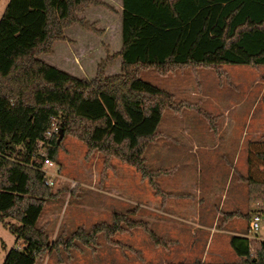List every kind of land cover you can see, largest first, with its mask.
Returning <instances> with one entry per match:
<instances>
[{"label": "trees", "instance_id": "1", "mask_svg": "<svg viewBox=\"0 0 264 264\" xmlns=\"http://www.w3.org/2000/svg\"><path fill=\"white\" fill-rule=\"evenodd\" d=\"M100 4L8 0L0 16V221L16 244L3 264H35L49 250L47 235L36 224L53 194L43 181L42 161L33 157L54 120L64 134L84 142L88 153L100 152L104 164L116 158L133 167L164 200L167 194L157 189V171L146 167L144 152L159 136L164 110L179 106L170 93L142 80L139 70L165 75L177 68L212 67L219 74L223 64L264 65V0H121V48L98 65L94 78L74 77L38 58L63 39L64 28L74 23L91 28L78 15ZM115 56L121 58L120 73L105 76ZM58 135L42 145L51 161ZM246 162L239 180L246 184L247 200L264 202V139L247 143ZM222 214L224 221L248 217ZM9 218L16 223L5 222ZM123 224L145 229L155 245L169 244L146 222L113 213L110 223L77 229L53 246L69 247L73 239L87 245L97 233L109 239ZM229 245L241 258L234 264H264V241L233 235Z\"/></svg>", "mask_w": 264, "mask_h": 264}, {"label": "rangeland", "instance_id": "2", "mask_svg": "<svg viewBox=\"0 0 264 264\" xmlns=\"http://www.w3.org/2000/svg\"><path fill=\"white\" fill-rule=\"evenodd\" d=\"M7 1L0 0V16ZM99 1L100 5H90L78 15L91 28L78 23L64 28L63 39L53 41L51 51L38 58L74 77L94 78L98 65L121 48L119 0ZM120 67L121 58L115 56L103 73L119 74ZM138 75L170 93L179 106L176 111L164 110L159 136L144 152L146 167L157 171V189L167 194L165 201L133 167L116 158L104 164L100 152L88 153L84 142L63 132L53 167L47 168L53 174V196L45 201L36 224L47 235L50 246L35 264H177L176 260L171 262L168 248L172 243L155 245L145 229L124 224L123 230L109 239L97 233L87 245L80 239H73L69 247L62 242L53 246V242L66 241L77 229L88 231L94 224H108L113 213H121L127 219L146 222L156 237L169 243L175 238L166 232L162 218L170 198L190 202L185 211L192 216L196 203L209 201L207 193L214 191L216 201L231 181L239 188L235 200L238 206L232 212L248 216L234 217L238 219L234 223L240 225L249 241H264V221L256 232L247 229L249 217L264 209V202H249L245 186L237 184L247 143L264 139V65L223 64L219 74L212 67L177 68L165 75L148 68L139 70ZM53 123L58 124L56 120ZM212 205H206L207 216L217 212V206ZM204 209L203 205L201 211ZM224 209L219 212L216 227L224 221L222 213L230 212ZM190 221L181 222V239L187 234L194 239L183 252L197 255L204 235L194 234L196 227ZM5 222L16 223L11 218ZM202 222L208 225L213 221L207 217ZM15 245V236L0 221V264ZM224 256L229 263L228 254Z\"/></svg>", "mask_w": 264, "mask_h": 264}, {"label": "crops", "instance_id": "3", "mask_svg": "<svg viewBox=\"0 0 264 264\" xmlns=\"http://www.w3.org/2000/svg\"><path fill=\"white\" fill-rule=\"evenodd\" d=\"M116 11V10H115ZM117 12L119 13V22H120V16H121V0H119V5L117 8ZM232 164H235V160L232 159ZM247 171V162H246V156L245 161H243V171L241 173L242 175H245ZM228 182V181H227ZM231 182H228L230 185H228V188L224 191H222L220 194L219 199L215 201V193L212 191L211 193H207L206 195L209 197V201H204V203H196V206L194 207V212L192 216H189L186 214V207L190 203L188 201H175L172 198L169 201L170 204L164 205L167 209L163 215L162 221L164 228H167L166 232L172 236L171 241H169V244L172 243V246H170L168 249L171 251V262L176 260L177 264H183L187 260V264H234L240 261V257L236 256L233 250L231 249L229 245V240L233 235L238 236H248L244 234L241 230V227L239 224H235L234 221L238 220L235 218H230L229 221H223L222 224L217 226L218 217L220 216V210H223L225 207V211H234L232 210L233 207L238 206V202H236V198L238 196L239 188L237 185H234ZM239 185H243L246 188V184L239 181L237 182ZM245 184V185H244ZM243 190V187H242ZM153 192V191H152ZM247 192V188H246ZM154 193H152L153 195ZM209 194V195H208ZM246 194V193H245ZM155 197V196H154ZM157 197V196H156ZM247 197V195H246ZM208 199V198H206ZM165 201V199H164ZM163 201V202H164ZM162 202V203H163ZM181 202V203H180ZM211 203H213L214 208L217 206L216 214L213 215L210 212V215L207 216L205 214V211L207 209L206 205L211 206ZM205 206V209L201 211V207L203 205ZM249 204H255V203H249ZM184 205V208H183ZM212 205V207H213ZM179 210V211H176ZM181 209L184 210V212H181ZM208 219L213 222L208 223L206 225L202 220ZM204 218V219H203ZM186 220H193L190 221L193 225H195L196 229L194 230V234L196 235H204L203 239V246L201 248V251H197L194 255L193 253L183 252L188 247V245H191L194 241V239H189V237L186 235L185 238L181 239V236L183 235V225L181 222ZM169 222V224L165 225V223ZM257 238V237H256ZM261 240V238H258ZM223 241V242H222ZM179 243V245H178ZM181 246L182 248H180ZM225 254H228L229 259L231 260L229 263H227Z\"/></svg>", "mask_w": 264, "mask_h": 264}, {"label": "built area", "instance_id": "4", "mask_svg": "<svg viewBox=\"0 0 264 264\" xmlns=\"http://www.w3.org/2000/svg\"><path fill=\"white\" fill-rule=\"evenodd\" d=\"M59 131L58 126L55 123H52L50 128L45 133V141L39 143L38 150L35 152L33 160L37 159L38 161H42L40 166V171L45 173V178L43 179L44 183L48 185L49 187H52L54 185V181L52 180L53 174L51 172L47 171V168L53 167V161H51L47 156L46 152L44 151V147H42L43 143L44 145H47L49 140L57 134ZM0 156H3L0 153ZM264 221V209H258L256 212H254L251 215V218L248 222V232H256L259 230L261 224Z\"/></svg>", "mask_w": 264, "mask_h": 264}, {"label": "water", "instance_id": "5", "mask_svg": "<svg viewBox=\"0 0 264 264\" xmlns=\"http://www.w3.org/2000/svg\"><path fill=\"white\" fill-rule=\"evenodd\" d=\"M58 133H59V136H58V139H57V143H59L60 140L62 139V137H63V131L59 130Z\"/></svg>", "mask_w": 264, "mask_h": 264}]
</instances>
